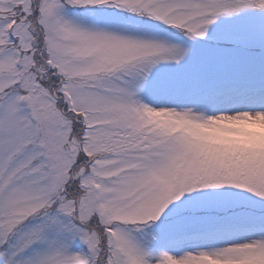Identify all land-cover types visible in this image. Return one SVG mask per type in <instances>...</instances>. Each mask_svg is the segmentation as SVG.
I'll use <instances>...</instances> for the list:
<instances>
[{"label": "snow or ice", "instance_id": "snow-or-ice-1", "mask_svg": "<svg viewBox=\"0 0 264 264\" xmlns=\"http://www.w3.org/2000/svg\"><path fill=\"white\" fill-rule=\"evenodd\" d=\"M0 264H264V0H0Z\"/></svg>", "mask_w": 264, "mask_h": 264}]
</instances>
